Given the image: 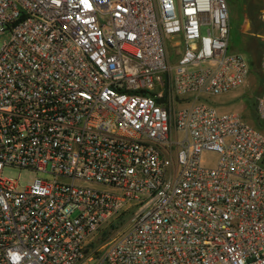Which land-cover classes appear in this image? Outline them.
Masks as SVG:
<instances>
[{"label": "built area", "instance_id": "obj_1", "mask_svg": "<svg viewBox=\"0 0 264 264\" xmlns=\"http://www.w3.org/2000/svg\"><path fill=\"white\" fill-rule=\"evenodd\" d=\"M230 34L228 0H0V264H264Z\"/></svg>", "mask_w": 264, "mask_h": 264}, {"label": "rangeland", "instance_id": "obj_2", "mask_svg": "<svg viewBox=\"0 0 264 264\" xmlns=\"http://www.w3.org/2000/svg\"><path fill=\"white\" fill-rule=\"evenodd\" d=\"M228 6L231 24L230 50L240 52L245 57L249 56L253 67L243 87L214 98V100L220 110L240 112L248 123L264 131V115L262 116L257 108V98L264 91V74L261 69L262 47L260 40L251 35H264L262 18L264 0H228ZM6 38L5 35L0 36V48ZM206 156L207 158L214 157L212 153H207ZM36 175L33 171L14 167L5 168L3 172L4 177L18 180L22 187L26 186Z\"/></svg>", "mask_w": 264, "mask_h": 264}, {"label": "crops", "instance_id": "obj_3", "mask_svg": "<svg viewBox=\"0 0 264 264\" xmlns=\"http://www.w3.org/2000/svg\"><path fill=\"white\" fill-rule=\"evenodd\" d=\"M246 20H244V22H245ZM251 35H253V36H255L256 34H251ZM255 38H257L256 36H255ZM232 52H235V51H233V50H231ZM236 53H240V52H236ZM240 54H242V53H240ZM249 124H251V123H249ZM252 125V124H251ZM252 126H254V125H252ZM256 127V126H255ZM261 130V129H260ZM264 132V131H263Z\"/></svg>", "mask_w": 264, "mask_h": 264}, {"label": "trees", "instance_id": "obj_4", "mask_svg": "<svg viewBox=\"0 0 264 264\" xmlns=\"http://www.w3.org/2000/svg\"><path fill=\"white\" fill-rule=\"evenodd\" d=\"M250 62H251V59H250ZM251 67H253L252 62H251Z\"/></svg>", "mask_w": 264, "mask_h": 264}]
</instances>
